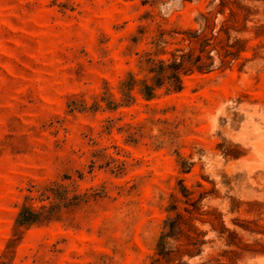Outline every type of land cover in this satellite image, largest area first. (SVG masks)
Returning <instances> with one entry per match:
<instances>
[{
  "label": "rangeland",
  "instance_id": "rangeland-1",
  "mask_svg": "<svg viewBox=\"0 0 264 264\" xmlns=\"http://www.w3.org/2000/svg\"><path fill=\"white\" fill-rule=\"evenodd\" d=\"M224 1L0 0V264H264V0ZM201 13L240 57L123 95ZM184 188L199 234L160 240Z\"/></svg>",
  "mask_w": 264,
  "mask_h": 264
},
{
  "label": "trees",
  "instance_id": "trees-1",
  "mask_svg": "<svg viewBox=\"0 0 264 264\" xmlns=\"http://www.w3.org/2000/svg\"><path fill=\"white\" fill-rule=\"evenodd\" d=\"M219 12L223 13L225 1L219 0ZM232 9L229 15H233ZM203 19L200 30H190L186 37L182 40L187 42L186 48H179L170 51V56L166 59H146L147 66L144 67L146 74L142 78L129 72L128 80H124L121 84V92L123 95L130 96L131 90L138 86V92L146 100H152L157 96V90L164 89L165 92H178L182 89V75L191 74L194 71L199 73H209L214 70V54L220 58L221 66L230 67L231 64L240 57L243 51V41L240 39H233L230 41L229 16L225 17L214 24L211 13L200 14ZM218 46V47H217ZM220 48V49H219ZM182 196L185 197L183 202L185 206L182 211L177 209L175 205H170L167 212H174L173 216H167L164 220V228L166 232L160 235V240L164 239L166 235H174L180 232V225L182 223L188 224L190 231L196 236L199 234L197 228L192 223L193 219L198 218L196 214L202 215L208 213L207 211H200L194 203H190V192L187 189H182ZM45 206H41L38 210L31 207L23 206L15 218V226H29L35 223H40L51 218V211L47 210ZM47 210V211H46ZM192 245L197 244V238L188 235ZM160 257L163 255L161 251L156 252ZM189 256L192 253H189ZM182 264H186L182 262ZM205 264V263H201Z\"/></svg>",
  "mask_w": 264,
  "mask_h": 264
}]
</instances>
